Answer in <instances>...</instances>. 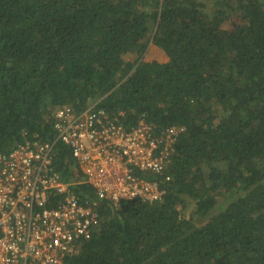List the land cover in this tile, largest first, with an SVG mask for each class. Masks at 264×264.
Returning <instances> with one entry per match:
<instances>
[{
	"label": "trees",
	"instance_id": "16d2710c",
	"mask_svg": "<svg viewBox=\"0 0 264 264\" xmlns=\"http://www.w3.org/2000/svg\"><path fill=\"white\" fill-rule=\"evenodd\" d=\"M92 105L184 132L163 174L138 173L162 199L99 201L64 264H264V0H0V153ZM52 165L95 198L60 141Z\"/></svg>",
	"mask_w": 264,
	"mask_h": 264
},
{
	"label": "built area",
	"instance_id": "2783aa9c",
	"mask_svg": "<svg viewBox=\"0 0 264 264\" xmlns=\"http://www.w3.org/2000/svg\"><path fill=\"white\" fill-rule=\"evenodd\" d=\"M52 130L53 141L22 132L21 143L0 153V264H64L75 243L89 239L98 226L99 201L114 207L135 198L160 201V183L138 173L163 174L184 127L156 132L140 121L126 130L92 105L80 113L57 109ZM56 141L69 148L95 198L78 197L55 171Z\"/></svg>",
	"mask_w": 264,
	"mask_h": 264
},
{
	"label": "rangeland",
	"instance_id": "374dc122",
	"mask_svg": "<svg viewBox=\"0 0 264 264\" xmlns=\"http://www.w3.org/2000/svg\"><path fill=\"white\" fill-rule=\"evenodd\" d=\"M148 49L150 50V45L148 47ZM148 50V53L146 52V59L149 60V61H154V62H157V63H162L164 60H165V56L160 53L159 51H156V52H152L150 50L149 52Z\"/></svg>",
	"mask_w": 264,
	"mask_h": 264
}]
</instances>
